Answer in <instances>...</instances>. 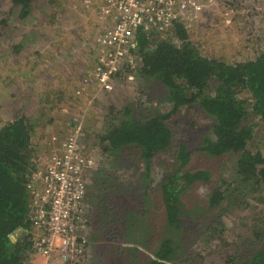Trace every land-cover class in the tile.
<instances>
[{"label": "rangeland", "instance_id": "rangeland-1", "mask_svg": "<svg viewBox=\"0 0 264 264\" xmlns=\"http://www.w3.org/2000/svg\"><path fill=\"white\" fill-rule=\"evenodd\" d=\"M84 1L34 0L30 12L22 13L11 0H0V124L26 106H34L27 113L36 128L34 147L41 168L81 127L80 149L93 159L86 174L90 218L86 264H149L168 235L177 249L170 264H228L231 257L237 262L249 258L256 223L264 225V187L252 191L238 186L237 155L214 158L195 152L211 125L199 109H182L169 122L173 148L157 155L149 170L145 171L138 148L124 147L116 154L104 151L98 135L107 132L116 115L118 124L127 108L169 112L171 106L147 102L146 96L164 101L166 87L143 76L136 84H99L95 76L98 28ZM209 7L195 25L186 28L188 42L203 56H228L239 63L264 51V0H213ZM175 37L173 31L164 38L150 37L140 53L139 74L142 54L153 51L162 40L180 46ZM46 96L52 97L48 104ZM244 98L249 99V94ZM245 125L254 133L248 149L263 151L264 125L252 114ZM184 141L195 152L187 170L206 171L211 180L193 185L183 196L188 215L196 213L188 218L193 227L185 220L182 230L170 232L161 181L173 172L174 152ZM218 184L229 187L228 197L220 209L209 210L206 199ZM210 227L216 229L209 231Z\"/></svg>", "mask_w": 264, "mask_h": 264}, {"label": "trees", "instance_id": "trees-1", "mask_svg": "<svg viewBox=\"0 0 264 264\" xmlns=\"http://www.w3.org/2000/svg\"><path fill=\"white\" fill-rule=\"evenodd\" d=\"M11 2L16 8L20 7L22 13H29L34 0ZM174 32L181 45L168 40L158 42L153 51L142 54L141 70V76L147 82L166 87L164 101L146 96L147 102L156 106L168 103L170 111L141 109L135 112L133 108H127L118 124H115L116 115L107 132L98 135L104 151L116 154L124 147L138 148L140 161L145 171L149 170L157 155L167 154L173 148L174 135L169 122L182 109L195 107L211 122L209 134L201 140L195 152L214 158L237 155L236 183L241 188L260 190L264 187V150L253 153L248 149L254 133L245 122L252 114L264 125V51L239 63L229 61L228 56L205 57L188 42L184 26L177 25ZM148 42L149 38L140 32L135 46L143 52ZM245 94L250 98H244ZM46 97L48 104L52 97ZM33 108L32 105L26 106V109L15 112L7 123L0 124V264H31L32 242L28 238L23 244L15 242L12 236L20 229H29L34 197L29 184L33 172L41 169L39 162L36 163L37 150L34 147L36 128L27 113ZM174 153V170L161 181L165 224L170 232L171 229L182 230L185 220L189 226L192 223L189 216L196 217L195 212L188 215L184 209L185 192L195 184H207L211 180L206 171L187 170L194 153L185 141ZM227 189L228 186L225 189L223 184H218L211 191L206 199L209 210L221 208ZM220 221L216 224L221 225ZM256 224L250 243L252 255L239 262L231 257L228 264H264V225ZM213 229L216 228L210 227L209 231ZM174 243L171 235L166 236L149 264L172 263L177 252Z\"/></svg>", "mask_w": 264, "mask_h": 264}, {"label": "built area", "instance_id": "built-area-1", "mask_svg": "<svg viewBox=\"0 0 264 264\" xmlns=\"http://www.w3.org/2000/svg\"><path fill=\"white\" fill-rule=\"evenodd\" d=\"M212 3L213 0H85L84 7L98 28L95 76L99 84H136L142 67L141 48L135 46L139 33L149 39L152 35L164 38L177 25L188 29ZM80 131L78 127L51 154L45 167L31 176L29 189L34 197L29 229H20L17 233L21 236L15 242L23 244L26 238L32 242V264H86V231L90 223L85 203L86 174L93 159L80 149Z\"/></svg>", "mask_w": 264, "mask_h": 264}, {"label": "flooded vegetation", "instance_id": "flooded-vegetation-1", "mask_svg": "<svg viewBox=\"0 0 264 264\" xmlns=\"http://www.w3.org/2000/svg\"><path fill=\"white\" fill-rule=\"evenodd\" d=\"M112 215H113V213H112ZM112 215H111V218H112ZM89 225H90V223H89ZM89 225L87 226V231H86V236H87V239H88V244H87V255H88V252H89V249H90Z\"/></svg>", "mask_w": 264, "mask_h": 264}, {"label": "clouds", "instance_id": "clouds-1", "mask_svg": "<svg viewBox=\"0 0 264 264\" xmlns=\"http://www.w3.org/2000/svg\"><path fill=\"white\" fill-rule=\"evenodd\" d=\"M141 77V74H139V78ZM139 78H138V80H139ZM138 80H137V83H138ZM32 264V263H31Z\"/></svg>", "mask_w": 264, "mask_h": 264}]
</instances>
